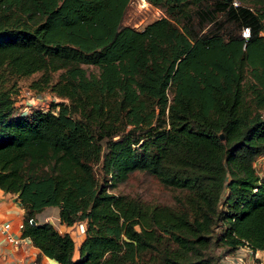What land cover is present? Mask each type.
I'll return each instance as SVG.
<instances>
[{
    "label": "trees",
    "instance_id": "1",
    "mask_svg": "<svg viewBox=\"0 0 264 264\" xmlns=\"http://www.w3.org/2000/svg\"><path fill=\"white\" fill-rule=\"evenodd\" d=\"M146 1L165 17L136 31L130 0H0V190L55 264L264 252V0ZM35 73L31 90L53 100L27 112L17 81ZM133 172L177 190L174 206L109 193ZM46 208L83 224L78 248L37 221Z\"/></svg>",
    "mask_w": 264,
    "mask_h": 264
},
{
    "label": "rangeland",
    "instance_id": "2",
    "mask_svg": "<svg viewBox=\"0 0 264 264\" xmlns=\"http://www.w3.org/2000/svg\"><path fill=\"white\" fill-rule=\"evenodd\" d=\"M140 4V0H130L122 22L123 26H129L136 31H142L150 23L160 19L161 17H165L164 12L160 8L150 5L146 0L144 7H141ZM84 68L87 69L88 73H98L97 68L93 66H84ZM59 74L60 72L53 74V83L57 80ZM39 76L40 73H35L28 78L19 79L17 81V87L19 88L17 103L19 105L27 102L29 98L36 96L34 91L31 90L30 86L33 81L39 78ZM28 91L31 92V95L26 96V92ZM37 95L43 98V101L40 103L36 102L37 106L44 108V110L48 108L53 95L47 91ZM28 111L29 110H27V112ZM97 169L98 166H96V171ZM258 174L263 175L262 169H259ZM107 190L114 196H127L129 198L140 200L141 202L148 205L174 206L175 198L179 195L177 190H172L162 186L156 178L142 172H133L128 175L126 179L119 182H109ZM52 217H54V214H50L49 220L46 222H50L60 233H68L74 240L75 248H78L84 239V232L80 233L79 226L82 223H77L72 227H66L61 225L58 221L53 223L54 221L52 220ZM37 221L39 222L40 219H37ZM76 254L77 251H75V255Z\"/></svg>",
    "mask_w": 264,
    "mask_h": 264
},
{
    "label": "crops",
    "instance_id": "3",
    "mask_svg": "<svg viewBox=\"0 0 264 264\" xmlns=\"http://www.w3.org/2000/svg\"><path fill=\"white\" fill-rule=\"evenodd\" d=\"M35 100L34 102L40 103L43 98L37 96ZM51 100H53V97ZM34 102L29 100V102L25 103L29 104ZM262 158H264V155ZM260 169H262L263 174L260 176H264V161ZM50 214H54V217H52L53 223L59 222L57 208H46L36 218L38 220L40 219V223L46 222L49 220ZM22 220L23 210L19 206L16 197L0 190V222H8L11 224V230L9 232L11 236L15 238L21 236L19 225L22 224ZM0 264H55V262L42 255L31 244L30 240L25 239L19 246H13L0 235Z\"/></svg>",
    "mask_w": 264,
    "mask_h": 264
},
{
    "label": "built area",
    "instance_id": "4",
    "mask_svg": "<svg viewBox=\"0 0 264 264\" xmlns=\"http://www.w3.org/2000/svg\"><path fill=\"white\" fill-rule=\"evenodd\" d=\"M140 1H141L140 6L144 7L145 6V0H140ZM233 5H237L236 2H234ZM261 34H262V36H264V28H263ZM241 36L244 39L249 38L250 29L248 27H244L241 30ZM26 94H27L26 96H29V95H31V92L28 91V92H26ZM35 97H37V96H35ZM35 97L29 98L27 100V102H29V100H31V99H34L33 102L36 101ZM35 104H36V102L29 103V104L24 103L21 105L16 103V107H18L22 110H29V108ZM20 106H22V107H20ZM263 161H264V158H262V156L259 157L255 161L254 168L256 169L257 172L261 168ZM79 226H80V233H83L84 232L83 224H80ZM21 228H22V224L19 225L20 231H21ZM10 230H11V224L10 223L0 222V235L3 236L5 238V240L8 241L13 246H19L23 240L27 239V238H22L21 236L18 238L11 236L9 234ZM263 257H264V252H261L258 250H253L247 244H244V245L239 247V249L235 252V254L233 256H229V257L227 256L224 258V260H225V264H264L263 263Z\"/></svg>",
    "mask_w": 264,
    "mask_h": 264
}]
</instances>
